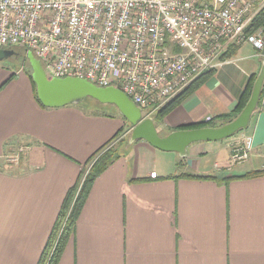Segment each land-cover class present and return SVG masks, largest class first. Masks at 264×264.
<instances>
[{"label": "crops", "instance_id": "crops-1", "mask_svg": "<svg viewBox=\"0 0 264 264\" xmlns=\"http://www.w3.org/2000/svg\"><path fill=\"white\" fill-rule=\"evenodd\" d=\"M261 62L241 45L160 123L146 113L163 136L226 115ZM129 130L115 112L43 108L25 70L0 65V264H38L68 191L119 131L118 157L93 182L58 264H264V174L243 177L264 169V93L246 130L192 143L184 158L129 143ZM243 136L250 156L231 165Z\"/></svg>", "mask_w": 264, "mask_h": 264}, {"label": "built area", "instance_id": "built-area-1", "mask_svg": "<svg viewBox=\"0 0 264 264\" xmlns=\"http://www.w3.org/2000/svg\"><path fill=\"white\" fill-rule=\"evenodd\" d=\"M244 44L259 54L264 46V0H0V48L31 52L53 77L116 88L151 113ZM252 147L243 136L230 164ZM28 149L5 163L18 165Z\"/></svg>", "mask_w": 264, "mask_h": 264}, {"label": "water", "instance_id": "water-1", "mask_svg": "<svg viewBox=\"0 0 264 264\" xmlns=\"http://www.w3.org/2000/svg\"><path fill=\"white\" fill-rule=\"evenodd\" d=\"M17 54L13 49L0 48V62ZM260 56L261 67L253 83L250 97L234 120L218 127L176 130L163 136L157 130L153 117L148 116L146 111L136 106L118 89L100 88L79 78L53 77L45 71L31 52L26 53L36 96L43 107L55 109L77 105L87 98L102 105L114 106L118 114L129 124V143L143 140L158 150L176 152L180 158L186 156V150L192 143L222 141L248 128L250 119L257 109L264 83V46Z\"/></svg>", "mask_w": 264, "mask_h": 264}, {"label": "trees", "instance_id": "trees-1", "mask_svg": "<svg viewBox=\"0 0 264 264\" xmlns=\"http://www.w3.org/2000/svg\"><path fill=\"white\" fill-rule=\"evenodd\" d=\"M258 22L255 21L253 24H251L246 29V34L251 33L256 28ZM238 48H239L238 46L229 47L227 52L223 55L222 59L227 60L231 58L235 54ZM21 52H22V55L21 54H17V55L21 56L22 60H24L27 63L29 70L26 71V74L29 76L30 80L32 81L31 70H30V66L26 58V52L24 50H21ZM212 73H213V70H210L202 74L201 76H199L182 93H180L178 96L172 99L169 103H167L162 109L156 112L155 118L157 122L160 123L168 112H170L177 104L181 102L183 98H185L191 91H193L196 87H198ZM255 79H256L255 76H252L251 78H249L243 93L237 100L235 108L230 113L226 115L218 116L214 119H210L204 124L194 125L190 127H182L180 129L188 130V129H195V128H201V127H218L228 122H231L240 114L245 104L247 103L250 97L251 90H252ZM32 85L34 89L35 100L40 106H42L37 99L35 85L33 82H32ZM263 93H264V83H263V87L261 90L257 109L260 105V101L263 96ZM214 121L215 123H213ZM216 123H219L218 126H216ZM120 133H122V131H119L112 138V140L108 142V144H106L104 147L100 148L97 152H95L86 162L83 168V171L79 177L78 182L75 184L74 187H72L68 191L62 203L58 217L56 219L54 227L52 228L49 239L47 240L46 245L43 249V252H42V255L40 257L38 264H58L60 256L64 250V247L66 246V243L68 242L69 238L71 237L73 233L76 219L78 218V215L89 194V191L92 187L93 182L118 157L115 149L113 147H110L109 145L111 144L113 140H115L120 135ZM178 166H181L180 162L178 163ZM263 174H264V169L258 172L247 174L243 177L259 176ZM183 176H185V178H188V179L201 178L192 173H187V174H184Z\"/></svg>", "mask_w": 264, "mask_h": 264}, {"label": "rangeland", "instance_id": "rangeland-1", "mask_svg": "<svg viewBox=\"0 0 264 264\" xmlns=\"http://www.w3.org/2000/svg\"><path fill=\"white\" fill-rule=\"evenodd\" d=\"M18 54L22 55L21 49H14ZM1 66H5L8 67L10 69H22L25 71L29 70V67L27 65V63L22 60L21 56H12L6 60H3L0 62ZM79 108H84V109H88L89 111H102V112H107V113H118L116 108L114 106L111 105H102L97 103L96 101H94L93 99L87 98L85 100H83L82 102H80L79 104L75 105ZM241 132V131H240Z\"/></svg>", "mask_w": 264, "mask_h": 264}]
</instances>
